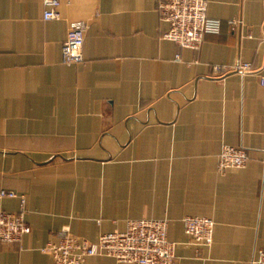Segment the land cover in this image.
Wrapping results in <instances>:
<instances>
[{
    "label": "crops",
    "instance_id": "0c3cea01",
    "mask_svg": "<svg viewBox=\"0 0 264 264\" xmlns=\"http://www.w3.org/2000/svg\"><path fill=\"white\" fill-rule=\"evenodd\" d=\"M157 1L59 0L46 20L42 0H0V189L25 195L30 226L0 241V264H54L40 248L61 229L94 241L140 217L168 219L173 264H251L264 249V0H207L220 29L197 49L162 37ZM75 20L83 60L64 64ZM237 61L251 71H213ZM223 145L244 147L245 165L219 171ZM185 215L214 220L210 246Z\"/></svg>",
    "mask_w": 264,
    "mask_h": 264
},
{
    "label": "built area",
    "instance_id": "2783aa9c",
    "mask_svg": "<svg viewBox=\"0 0 264 264\" xmlns=\"http://www.w3.org/2000/svg\"><path fill=\"white\" fill-rule=\"evenodd\" d=\"M43 19H59V0H42ZM157 8L167 28L162 37L177 43L181 47L199 48L205 33H216L220 29V19L207 15V0H158ZM240 20L231 19L235 25ZM86 22L71 21L61 47V62L77 64L83 60L82 46ZM178 56V55H177ZM251 63L237 61L229 68L214 64L215 74L229 70L241 74L251 71ZM260 83L264 85V75ZM248 159L244 147L223 145L217 154V169L223 171L232 167H243ZM11 197L18 199L15 211L0 208V241L19 242L30 232L25 220V195L9 189H0V199ZM183 229L194 243L210 246L213 241L214 220L211 217L185 215L181 218ZM168 219L129 218L124 229L101 232L97 239H88L75 235L70 230L61 229L56 240L46 242L40 250L51 256L54 264H87L92 256H110L119 262L131 264H173L175 242L168 238ZM251 264H264V249H259Z\"/></svg>",
    "mask_w": 264,
    "mask_h": 264
}]
</instances>
